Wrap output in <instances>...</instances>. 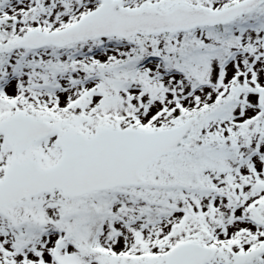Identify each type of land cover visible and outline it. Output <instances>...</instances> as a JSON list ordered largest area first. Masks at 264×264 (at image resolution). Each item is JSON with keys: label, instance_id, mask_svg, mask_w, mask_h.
<instances>
[{"label": "snow or ice", "instance_id": "snow-or-ice-1", "mask_svg": "<svg viewBox=\"0 0 264 264\" xmlns=\"http://www.w3.org/2000/svg\"><path fill=\"white\" fill-rule=\"evenodd\" d=\"M0 264H264V0H0Z\"/></svg>", "mask_w": 264, "mask_h": 264}]
</instances>
